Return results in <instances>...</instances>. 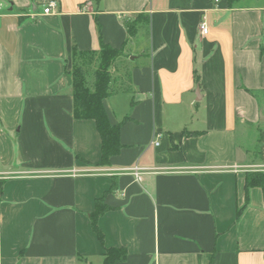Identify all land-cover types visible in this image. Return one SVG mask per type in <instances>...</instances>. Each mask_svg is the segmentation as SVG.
Returning a JSON list of instances; mask_svg holds the SVG:
<instances>
[{"label": "crops", "instance_id": "obj_1", "mask_svg": "<svg viewBox=\"0 0 264 264\" xmlns=\"http://www.w3.org/2000/svg\"><path fill=\"white\" fill-rule=\"evenodd\" d=\"M99 38L123 49L103 101L110 125L126 120L109 168L94 123L72 117V46ZM254 171L264 0H0V264H102L101 198L120 264H264V189L245 207Z\"/></svg>", "mask_w": 264, "mask_h": 264}, {"label": "trees", "instance_id": "obj_2", "mask_svg": "<svg viewBox=\"0 0 264 264\" xmlns=\"http://www.w3.org/2000/svg\"><path fill=\"white\" fill-rule=\"evenodd\" d=\"M98 1V0H94ZM229 7H232L237 0H226ZM97 32L100 33L99 24L95 21ZM130 36L135 35L133 25L127 26ZM123 55V49H112L104 44L99 38V49L94 52H81L73 45L71 49V69L69 75L71 78V98L73 103L72 117L76 121H92L100 139L101 162L99 168H109L110 160L119 156L123 146L119 140V131L122 124L126 121L110 125L104 107L103 101L108 99L113 93L110 88L112 64ZM93 60L97 64L96 69L89 75L86 67ZM90 77V80H88ZM90 81V82H89ZM244 187L246 194V205L248 204V192L252 188L264 189V172L254 171L246 173L244 178ZM116 188L112 183L111 191ZM244 207L237 212L239 219ZM110 208L104 204V198L95 201V209L90 214L89 220L93 233L102 246V264H120L125 262L127 251L124 248H105L103 246V234L98 228L97 221Z\"/></svg>", "mask_w": 264, "mask_h": 264}, {"label": "built area", "instance_id": "obj_3", "mask_svg": "<svg viewBox=\"0 0 264 264\" xmlns=\"http://www.w3.org/2000/svg\"><path fill=\"white\" fill-rule=\"evenodd\" d=\"M55 6V3L54 2H49L44 8H43V15H48L51 13V9ZM199 29H200V32L202 35H206L207 34V28H206V25L205 23H201L199 25ZM156 146H157V143H156ZM135 178H139V175H140V172L141 170H139L138 168H133L131 169Z\"/></svg>", "mask_w": 264, "mask_h": 264}, {"label": "rangeland", "instance_id": "obj_4", "mask_svg": "<svg viewBox=\"0 0 264 264\" xmlns=\"http://www.w3.org/2000/svg\"><path fill=\"white\" fill-rule=\"evenodd\" d=\"M141 17L144 18V16H141ZM125 54L127 55L129 53L125 52ZM116 65L119 66L120 64L117 63ZM96 66H97V64L95 63V60H93V62L89 66L86 67V71L88 72L89 75L92 73V71H94L96 69ZM88 80H90V77H88Z\"/></svg>", "mask_w": 264, "mask_h": 264}]
</instances>
